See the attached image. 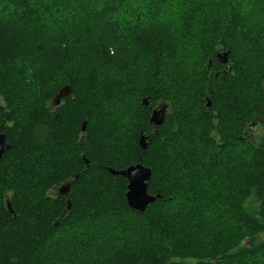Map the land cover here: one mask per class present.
<instances>
[{
	"label": "trees",
	"instance_id": "trees-1",
	"mask_svg": "<svg viewBox=\"0 0 264 264\" xmlns=\"http://www.w3.org/2000/svg\"><path fill=\"white\" fill-rule=\"evenodd\" d=\"M0 101V264H264V0H0Z\"/></svg>",
	"mask_w": 264,
	"mask_h": 264
},
{
	"label": "water",
	"instance_id": "water-1",
	"mask_svg": "<svg viewBox=\"0 0 264 264\" xmlns=\"http://www.w3.org/2000/svg\"><path fill=\"white\" fill-rule=\"evenodd\" d=\"M229 50H226L222 53V62H226L228 60ZM71 87L69 84L63 85L58 93L52 99V102L55 105H58L62 98L70 93ZM148 99L143 98L142 104L148 106ZM207 106L211 105L210 99L206 102ZM149 122L155 126H160L167 115L168 104L160 103L156 107L150 109ZM263 119L261 122H264V105L262 107ZM87 121L84 120L81 124V131L86 130ZM139 146L142 150H146L148 146V136L140 134L139 137ZM10 148V144L6 142V136L3 133H0V159L2 155ZM84 158L85 163H88V159ZM107 170L113 176H121L127 180L126 192H125V200L129 208L137 211H144L146 207L153 203L157 198H159V194H151L148 192V181L151 178L152 171L149 167L136 163L133 165H129L125 168L115 169L111 167H107ZM71 188L70 183L63 184L59 187V193L66 195L69 193ZM70 200L67 199V207H70ZM7 209L9 212H13L10 204H7Z\"/></svg>",
	"mask_w": 264,
	"mask_h": 264
},
{
	"label": "rangeland",
	"instance_id": "rangeland-1",
	"mask_svg": "<svg viewBox=\"0 0 264 264\" xmlns=\"http://www.w3.org/2000/svg\"><path fill=\"white\" fill-rule=\"evenodd\" d=\"M221 39V38H220ZM218 47H220V45H218ZM211 61V58H208V63H207V66L209 65V62ZM213 71H215V70H213ZM212 71V72H213ZM1 102V101H0ZM161 101H158V102H156V104H158V103H160ZM4 103V102H3ZM1 105V104H0ZM259 131V132H258ZM258 132V133H257ZM251 134V133H250ZM254 134V135H253ZM212 135H213V133H212ZM260 136H264V126L262 125L261 126V128L259 129V130H257V131H255V132H253L250 136H249V139H253V140H257ZM63 184H66V183H63ZM62 184V185H63ZM61 185H52L50 188H48L46 191H47V193L48 194H50V195H56L57 193H58V189H59V187H60ZM4 204H5V207L7 208V206H6V198H4ZM250 206H251V208H253V204H249ZM10 207H11V205H10ZM11 209H12V207H11ZM12 211H13V209H12Z\"/></svg>",
	"mask_w": 264,
	"mask_h": 264
},
{
	"label": "flooded vegetation",
	"instance_id": "flooded-vegetation-1",
	"mask_svg": "<svg viewBox=\"0 0 264 264\" xmlns=\"http://www.w3.org/2000/svg\"><path fill=\"white\" fill-rule=\"evenodd\" d=\"M225 50L224 49H218L217 50V52H216V54H215V56H216V59L218 60V69H217V71L215 70V72H230V71H232L231 69H232V67H231V60H230V58H229V56H228V60L226 61V62H222V53L224 52ZM230 61V62H229ZM262 125H264V122H262L261 123ZM261 125V126H262ZM259 126V125H258ZM261 126H260V128H261ZM258 129V127L257 128H255V130H257ZM259 130V129H258ZM1 133H3V134H5V136H6V142L7 143H9V139L7 138V135H6V133L5 132H1ZM245 135L248 137V134L245 132ZM10 144V143H9ZM4 155V154H3ZM2 155V156H3ZM58 192H59V190H58Z\"/></svg>",
	"mask_w": 264,
	"mask_h": 264
}]
</instances>
